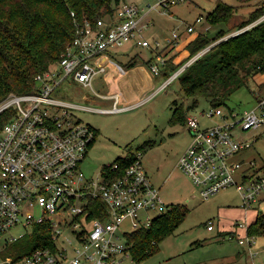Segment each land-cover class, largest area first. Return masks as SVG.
Wrapping results in <instances>:
<instances>
[{"label": "built area", "instance_id": "obj_1", "mask_svg": "<svg viewBox=\"0 0 264 264\" xmlns=\"http://www.w3.org/2000/svg\"><path fill=\"white\" fill-rule=\"evenodd\" d=\"M188 0H146L143 6L121 2L112 15L97 21L75 22L76 36L57 64L36 76L37 92L10 95L0 102V115L9 109L15 114L0 135V264H125L132 260L129 237L149 229L153 213L169 210L143 166L142 153L118 177L120 164L103 167L97 178L84 172L91 145L97 132L73 114L77 108L52 97L68 79L93 89L94 80L107 73V62L115 59L126 45L150 51V72L161 75L167 64L162 53L176 48L181 34L174 30L162 42L146 35L152 27L146 18L154 10L170 15L171 9ZM213 43L190 59L169 77L160 90L208 52L216 44L234 37L260 21ZM202 20L197 19V23ZM202 23V22H201ZM195 32V25L187 28ZM119 51L112 55V52ZM127 52V51H126ZM97 97H106L96 93ZM96 109L107 113L124 111ZM220 123L203 128L198 116H188L186 129L192 142L178 162L182 170L200 189L203 200L221 190L235 186L243 208L251 209L264 198V165L253 162L245 167L233 158L252 146L244 133L264 127V96L243 112L212 108L201 114ZM98 202L100 207H95ZM96 217H95V216ZM128 223V226H124ZM236 230L248 225L235 223ZM24 229L25 236L16 231ZM39 232H36V230ZM215 226L209 222L208 230ZM37 236L31 246L26 240ZM255 237L240 235L238 243L252 249ZM134 262V261H133ZM264 264V263H262Z\"/></svg>", "mask_w": 264, "mask_h": 264}, {"label": "rangeland", "instance_id": "obj_2", "mask_svg": "<svg viewBox=\"0 0 264 264\" xmlns=\"http://www.w3.org/2000/svg\"><path fill=\"white\" fill-rule=\"evenodd\" d=\"M124 1L138 3L140 6L146 4V0ZM218 1L238 8L237 15L228 25L210 27L207 18L215 9ZM260 1L256 0L250 5H242L238 0H188L185 4L171 9L172 17L162 13L161 10H154L146 18L147 22H153V27L148 30L146 35L149 39L158 40L164 45L165 39L169 38L174 30H177L181 34V40L178 48L170 51L168 57L177 55L174 63H183L184 66L190 57L187 47L195 40L199 31L214 37L219 30L225 29L231 35L238 31L235 26L246 20ZM179 18L181 19L179 20ZM197 19H201L202 23H197ZM189 24L195 25V33L188 32ZM203 28L204 30H202ZM120 50L124 53L128 51L126 54L115 57L116 63L121 66L133 58H137L138 64H144V61L149 60L152 55L148 50L133 48L131 45H126ZM117 52L119 51L112 52V55ZM242 73L244 76V72ZM139 74L134 77L139 78ZM132 78V76L129 77V79ZM143 78L147 80L145 75ZM168 80L169 78L167 79L163 75L154 77L153 86L142 97L151 96ZM109 83L95 79L93 89H90L68 79L59 86L52 97L91 108L107 109L111 108V103L97 97L96 93L103 96L108 95L114 86L113 81ZM244 83L245 85L228 100L224 107L225 113H228L229 110L237 112L250 110L257 100L264 96V74L246 76ZM142 85V83L134 81L132 89L125 90L122 87V90L123 93H131L132 90L142 93ZM175 103L178 106L183 105L186 110L188 109L187 117L198 116L203 128L221 122L220 119L211 120L201 117L202 113L213 107L205 99H198L195 103L194 99L186 97L178 78L155 94L144 105L133 110L118 114H100L79 108L72 110L74 116L82 123L89 124L98 131L97 140L83 164L87 176L97 178L103 167L113 164L117 158H126L131 154L142 153L143 166L153 179L152 181L157 184L155 186L161 189V197L165 204L169 209L181 206L186 211L184 221L171 236L159 244L158 250L154 254L139 263L128 260L125 264L264 263V237L255 239L252 249L255 256H252L248 246L238 243L239 236L236 231L232 232V229H228L236 222L249 224L254 220L256 212L264 213V198L253 205L251 209H247L250 211L244 215L242 214L244 211L243 202L235 186L221 190L210 199L203 200L201 198L200 189L182 170L177 168L179 159L192 142V136L185 126L170 124L176 108ZM120 107H124V105ZM242 135L246 141L254 142L250 148L236 155L233 158L234 162L243 163L245 167L254 162L257 169L262 167L264 165V127ZM152 216L157 217L158 214L153 213ZM210 221L215 226L213 232L208 231L207 228ZM124 226L127 227L128 223H125ZM15 233L20 237L25 236L27 231L21 229Z\"/></svg>", "mask_w": 264, "mask_h": 264}, {"label": "trees", "instance_id": "obj_3", "mask_svg": "<svg viewBox=\"0 0 264 264\" xmlns=\"http://www.w3.org/2000/svg\"><path fill=\"white\" fill-rule=\"evenodd\" d=\"M123 1L0 0V102L12 94L37 92L36 76L59 62L66 47L75 39V22L97 21L112 15ZM238 1L242 5H250L256 0ZM237 11L238 8L218 1L208 15L207 23L210 27L228 25ZM263 17L264 0H261L248 18L235 28L242 30ZM229 34L225 29L219 30L214 37L208 33H199L187 47L190 51L188 61ZM173 49L165 48L162 51L167 64L161 75L167 79L183 67V63H174L177 55L168 57ZM151 63L152 60L144 61L148 67ZM137 64V58H133L123 68L128 70ZM259 73L264 74V20L216 44L188 66L178 79L186 97L194 99L195 103L202 98L209 101L213 108H224L230 97L245 85L246 76ZM175 106L170 124L186 126L188 109L183 105ZM14 114L15 111L9 109L0 115V135ZM133 155L115 161L120 164V171L113 175L115 178L130 165ZM95 207H100L98 202H95ZM185 216L184 208L174 206L158 215L149 229L132 234L129 243L133 261L139 263L154 254L159 244L175 232ZM247 235L264 237V213L256 212ZM36 239L34 235L26 242L35 247L43 245L40 242L34 243Z\"/></svg>", "mask_w": 264, "mask_h": 264}, {"label": "crops", "instance_id": "obj_4", "mask_svg": "<svg viewBox=\"0 0 264 264\" xmlns=\"http://www.w3.org/2000/svg\"><path fill=\"white\" fill-rule=\"evenodd\" d=\"M138 4V3H137ZM172 13V12H171ZM170 13V15L169 16H171L172 17V14ZM181 18H179V20H180ZM151 23H153V22H151ZM192 24H189L188 25V27L189 26H191ZM194 25V24H193ZM152 27H153V24H152ZM151 27V28H152ZM202 30H204V28L202 29ZM195 32H196V27H195ZM195 32H193V33H195ZM199 32H201V31H199ZM199 32H198V34H199ZM234 33V32H233ZM232 33V34H233ZM230 35V34H229ZM177 48H178V46H177ZM128 52V51H127ZM126 52V53H127ZM126 53H124V52H121V53H119V55L118 56H120V55H122V54H126ZM117 61L114 59V61L113 60H110V61H108L106 64H107V66H108V70H107V73L106 74H103V75H100V76H98L96 79H99V80H102L103 82H107V84L110 82V81H113V90L112 91H110L109 92V94L108 95H106L105 97V100H107L108 102H110L111 103V108H107V110H110V109H113L114 108V106H115V104H116V99H115V95H118L119 96V99H118V103H117V107H119V108H125L126 106H129L130 108H127L126 110H124V111H118V112H107V114L109 113V114H111V113H113V114H118V113H121V112H125V111H128V110H133V109H135V108H137V107H140V106H142V105H144L149 99H151L155 94H157L158 92H160L161 90H160V88L162 87H160L159 89H157V91L155 92V93H153L151 96H149V97H147V98H144V97H142V95L146 92V91H148L153 85H152V83H153V78L155 77H153V74L150 72V69H149V67L146 65V64H137V65H135L133 68H130V69H128V70H126V69H124L123 68V66H121V65H119L118 63H116ZM138 73H140L139 74V78H137V77H134V76H137V74ZM143 75H145L146 76V78H147V80H144V78H143ZM133 77L132 79H129V77ZM141 76V77H140ZM134 81L135 82H140V83H142L143 85L141 86V89H142V93H140V92H138V91H133L132 90V92L131 93H129V92H125V93H123V90H122V87L126 90V89H128V88H130V89H132L133 88V83H134ZM110 84V83H109ZM121 84H122V86H121ZM99 99V98H98ZM101 100V99H100ZM66 102V101H65ZM67 103H70V104H72L73 106H75V107H77V108H79V109H81V110H83V109H85V110H87V111H94V110H96V109H99V108H91V107H89V106H82V105H79V104H74V103H71V102H67ZM124 105V107H120V106H123ZM102 109H104V108H102ZM74 110V109H73ZM90 111V112H91ZM94 113H98V112H95L94 111ZM100 114H103V113H100ZM91 126V125H90ZM94 128V127H93ZM95 129V128H94ZM96 130V129H95ZM96 132H97V135H96V139H95V141H94V143L91 145V147H90V149H89V151L92 149V147L94 146V144H95V142H96V140H97V137H98V131L96 130ZM89 154V153H88ZM88 158V157H87ZM118 159V158H117ZM116 159V160H117ZM115 160V161H116ZM114 161V162H115ZM145 168V167H144ZM177 168H178V166H177ZM145 171H146V173H147V175H148V177H149V179H150V181H151V183L155 186V185H157L154 181H152L153 179L150 177V175H149V173L147 172V170H146V168H145ZM156 187V186H155ZM159 190H161L160 188H158ZM160 194H161V192H160ZM165 202V201H164ZM246 209H244V211H242V214L244 215V214H247V212L248 211H250V210H246ZM256 215V214H255ZM234 220V219H233ZM253 222V221H252ZM252 222H250L249 224H247L248 225V227H249V225L252 223ZM237 223V222H236ZM233 226V227H232ZM232 226L230 227V228H228L229 230H231L232 229V232L235 230L236 231V233L238 234V236H240V235H245V234H247L246 233V231L245 230H236L235 229V224H232ZM208 228V227H207ZM227 229V230H228ZM215 230V229H214ZM213 230V231H214ZM209 231V230H208ZM213 231H210V232H213Z\"/></svg>", "mask_w": 264, "mask_h": 264}]
</instances>
